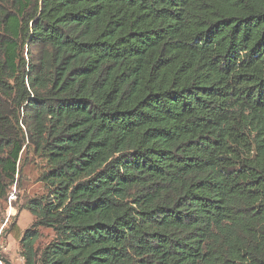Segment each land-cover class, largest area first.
I'll use <instances>...</instances> for the list:
<instances>
[{"label": "trees", "instance_id": "trees-1", "mask_svg": "<svg viewBox=\"0 0 264 264\" xmlns=\"http://www.w3.org/2000/svg\"><path fill=\"white\" fill-rule=\"evenodd\" d=\"M30 154L23 264H264V0H0V202Z\"/></svg>", "mask_w": 264, "mask_h": 264}, {"label": "rangeland", "instance_id": "rangeland-1", "mask_svg": "<svg viewBox=\"0 0 264 264\" xmlns=\"http://www.w3.org/2000/svg\"><path fill=\"white\" fill-rule=\"evenodd\" d=\"M43 163L31 154L24 158L17 184L10 189L5 201L0 202V257L10 264H23L20 254V239L35 217L24 208L27 200L45 192V186L39 180ZM54 237L50 228H40L36 247L42 248ZM0 264L1 261H0Z\"/></svg>", "mask_w": 264, "mask_h": 264}]
</instances>
